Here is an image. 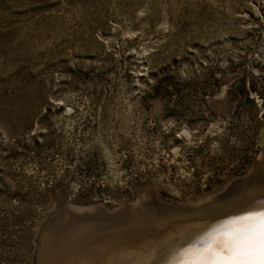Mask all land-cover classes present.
I'll use <instances>...</instances> for the list:
<instances>
[{"label":"rangeland","instance_id":"obj_1","mask_svg":"<svg viewBox=\"0 0 264 264\" xmlns=\"http://www.w3.org/2000/svg\"><path fill=\"white\" fill-rule=\"evenodd\" d=\"M254 160L264 190V0H0V264L152 230Z\"/></svg>","mask_w":264,"mask_h":264},{"label":"bare ground","instance_id":"obj_2","mask_svg":"<svg viewBox=\"0 0 264 264\" xmlns=\"http://www.w3.org/2000/svg\"><path fill=\"white\" fill-rule=\"evenodd\" d=\"M246 183L221 200L181 212L172 209L162 219L157 217L160 225L149 231L137 228L152 224L146 216L124 223L126 228L112 224L77 233L58 244L42 264H198L210 235L245 212L264 207V190Z\"/></svg>","mask_w":264,"mask_h":264},{"label":"snow or ice","instance_id":"obj_3","mask_svg":"<svg viewBox=\"0 0 264 264\" xmlns=\"http://www.w3.org/2000/svg\"><path fill=\"white\" fill-rule=\"evenodd\" d=\"M207 244L198 264H264V207L229 221Z\"/></svg>","mask_w":264,"mask_h":264},{"label":"water","instance_id":"obj_4","mask_svg":"<svg viewBox=\"0 0 264 264\" xmlns=\"http://www.w3.org/2000/svg\"><path fill=\"white\" fill-rule=\"evenodd\" d=\"M262 165L263 163L261 161L254 160L252 164V169H249L244 175L236 176L229 179L218 191L204 195V197L199 198L198 202L196 203L194 200H185V204L183 206H174L170 203H168L167 205H171L172 207H169H171L173 210L181 212L184 210L186 211L192 208L195 209L197 207H201L202 205L213 202L215 200H221L224 197L226 198L230 195H233L236 189H242L244 183L248 181L251 178L252 174L255 172V170L261 167Z\"/></svg>","mask_w":264,"mask_h":264}]
</instances>
